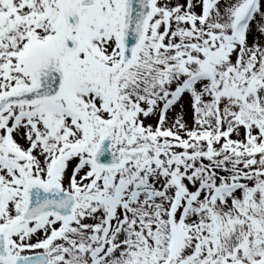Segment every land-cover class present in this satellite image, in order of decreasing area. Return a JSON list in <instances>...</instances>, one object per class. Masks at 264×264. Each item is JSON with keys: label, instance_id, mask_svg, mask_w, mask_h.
<instances>
[{"label": "snow or ice", "instance_id": "1", "mask_svg": "<svg viewBox=\"0 0 264 264\" xmlns=\"http://www.w3.org/2000/svg\"><path fill=\"white\" fill-rule=\"evenodd\" d=\"M0 264H264V0H0Z\"/></svg>", "mask_w": 264, "mask_h": 264}, {"label": "water", "instance_id": "2", "mask_svg": "<svg viewBox=\"0 0 264 264\" xmlns=\"http://www.w3.org/2000/svg\"><path fill=\"white\" fill-rule=\"evenodd\" d=\"M105 143L107 144L108 142L106 141ZM100 158L103 162H109L110 161V153H101Z\"/></svg>", "mask_w": 264, "mask_h": 264}]
</instances>
